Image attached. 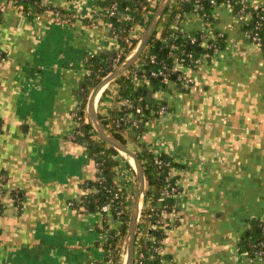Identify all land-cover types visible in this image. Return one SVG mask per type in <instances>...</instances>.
<instances>
[{"label": "crops", "instance_id": "obj_1", "mask_svg": "<svg viewBox=\"0 0 264 264\" xmlns=\"http://www.w3.org/2000/svg\"><path fill=\"white\" fill-rule=\"evenodd\" d=\"M101 1L41 0L74 14L70 22H52L54 11L29 18L13 0H0V264L101 262L117 229L108 214L69 205L97 176L86 145L74 138L77 108L90 120L83 104L90 95L78 94L85 62L120 46ZM212 11L211 21L189 12L173 22L186 31H222L226 41L188 71L189 87L151 90L152 101L169 112L147 120L137 142L180 164L173 171L180 218L164 230L163 254L176 264H264L240 247L251 219L264 217V51L244 30L247 16L229 3ZM136 28L139 41L144 27ZM106 88L96 100L103 117L119 103L118 85ZM110 158L120 162L116 185L132 195L136 175L128 159Z\"/></svg>", "mask_w": 264, "mask_h": 264}, {"label": "trees", "instance_id": "obj_2", "mask_svg": "<svg viewBox=\"0 0 264 264\" xmlns=\"http://www.w3.org/2000/svg\"><path fill=\"white\" fill-rule=\"evenodd\" d=\"M15 5L20 7L29 18H35V13H44L46 11H56L62 15L63 18H71L74 19V14H64L60 10H55V8H50L49 6H45L42 4L41 0H13ZM218 4L229 2L233 7V12L236 14L238 8L240 7V3L238 0H217ZM113 2H117L118 9L114 16L108 17L109 21L113 23V25L118 29L119 27H123L128 32L132 27L136 24L144 23L145 26L148 25L155 9L157 6L152 7L148 5V0H102L101 4L103 7V13L106 11ZM142 2L143 4H141ZM147 3V7L143 10L144 5ZM203 10L200 11V14L203 12L206 13L205 20L211 21L213 19L212 10L214 7L210 3V0H202ZM31 7L34 8L32 11ZM193 3H185L183 2L178 9H175L171 14V19L166 23L165 27L161 32V37H157L158 30L156 29L152 38L148 42L146 48L140 55L137 60V63L133 64L128 71H133L134 68L141 64L142 69L148 75V81L141 82V79H136L129 76L130 72L124 73L111 83L117 84L118 89V100L128 99L132 103V108L128 110V114L131 118H135L139 120V127L135 128L133 131L137 133H141L144 129V124L147 120L152 117H158L152 113L153 110L157 109L160 104L156 101H152L151 98L147 96V92L149 90H154L157 87L168 88V84L164 82L162 77H153L150 75V71L159 70L163 65H170L171 62L168 57L169 52V43L172 41L177 43H187L186 37H182L180 34V30L178 27L173 26L172 21L177 20L180 21V18H177V15L182 16L186 13H189L194 8ZM258 8V7H257ZM169 8L165 11L167 13ZM254 7H250L249 10H253ZM254 11V10H253ZM145 12L148 13V18H145ZM123 16H126L123 18ZM261 16V15H260ZM245 31H257L262 40L261 49L264 51V19L259 16L255 18V16L244 25ZM167 37V42H165L162 37ZM123 42L122 39H120ZM138 43V40H133L132 45L125 49V56H123L120 63L126 58V56L133 50V48ZM224 47V42H221V48ZM201 50V52H207L206 49L200 48V46L196 47ZM211 52V51H209ZM4 56V53H0V57ZM155 55L156 63H153L149 60L147 56ZM115 57L116 50L109 51L100 55L90 54L87 57L85 62V70L86 74L82 85L79 87V95H90L92 90L96 87V85L108 75V70H113L115 67ZM119 63V64H120ZM140 82V83H139ZM178 88L182 89L180 86ZM184 89V88H183ZM107 88L104 90L103 94L106 92ZM146 93V94H145ZM84 108V107H83ZM77 111V118L79 122V127L74 133L75 140L86 145L88 154L94 160L97 165V176L95 179L87 182L85 189L88 190L86 193L85 199H83V205L88 211H100L101 208L106 203L112 204L111 214L114 218V222L117 223V229L110 230L107 241L105 242V252L109 251L113 256L112 264H121L120 263V250L121 247L119 245V238L124 237L129 223V215L130 211L123 212L122 214H118V210L121 204L120 198H116V193L119 191L118 186L114 181V176L119 168L120 162L116 158H110L112 155L120 154L116 148L110 146L104 139L100 137L98 132L95 129V126L91 119L88 122H85V117L83 115V111L81 109ZM124 114H121L119 111H116L113 116L114 118H121ZM155 115V116H154ZM104 124L107 128L125 145H127L128 137L124 134L123 129L129 126V123L121 120V126L117 127L115 123L107 120L101 114H99ZM81 132L82 134H79ZM136 142L139 146L143 147V149L139 152H136L137 156L143 163L145 168V177H146V194L144 200H150L152 203H173L174 198H162L161 189L165 186L166 177L169 176L172 182L178 180V176L171 171V167H179L180 164L176 162L173 158L167 156L163 152L161 154L156 155L154 151L151 149H146L142 143L137 142L135 138L131 137V140ZM158 160H162L163 162H169L168 165H159ZM127 166L133 169L132 165L129 161H127ZM96 191H93L92 188ZM123 195H126L127 192L122 191ZM177 201V200H176ZM104 214H107L104 212ZM152 219H155L152 217ZM149 232L151 235H155L157 239L164 238V229H150ZM119 236V237H118ZM163 241V240H162ZM264 243V221L260 218L251 219L250 227L247 229L245 234L243 235L240 241V247L242 251H247L251 254L253 247L257 245L260 249L264 250V244L261 246V243ZM155 241L149 242L150 244H154ZM259 244V245H258ZM153 252V250H152ZM155 253V252H154ZM153 253V254H154ZM154 258L151 264H161V260L164 259L166 261H170L171 257L168 254H154ZM106 258L107 255H106ZM92 264V263H90ZM93 264H102L100 261H95Z\"/></svg>", "mask_w": 264, "mask_h": 264}, {"label": "built area", "instance_id": "obj_3", "mask_svg": "<svg viewBox=\"0 0 264 264\" xmlns=\"http://www.w3.org/2000/svg\"><path fill=\"white\" fill-rule=\"evenodd\" d=\"M161 0H148V5L155 7L158 6ZM193 3L194 8L191 11L193 14L199 15L202 19L205 20L206 13L203 12V14H200V11L203 10V4L202 0H172L170 3V6L168 7L167 13H165L159 22L157 26V37H161V32L163 28L165 27L166 23L171 19V14L175 9H178L179 6L183 3ZM240 3V7L238 8L236 15L241 16H247L249 19L257 18L258 16L262 19H264V6L254 7L253 10H249V6L244 0H238ZM143 4L142 2H140ZM210 3L213 7L218 6L217 0H210ZM229 3V2H227ZM230 4V3H229ZM147 7V3L144 5L143 10ZM19 8H23V6H20ZM32 11H34V8L31 7ZM118 4L117 2H113L108 8H106V11L103 13L104 20L107 22L109 27L111 28L112 34L118 39L119 41V48L116 50V57H115V67H117L122 60L123 56H125V49L129 48L134 40V31L137 29L136 27H141V25L144 27L143 32L146 28L144 23L136 24L134 27H132L128 32H126V29L123 27H119L116 29V27L113 25L112 22H110L108 17L114 16L117 12ZM190 12V13H191ZM148 13L145 12V18H148ZM187 13V14H190ZM42 13H35V17H39ZM213 14V11H212ZM261 15V16H260ZM185 16V15H184ZM126 16H123L125 18ZM52 22H70L72 21L71 18H63L61 14L54 11L52 13L51 17ZM177 24L178 21L173 20L172 23ZM180 34L182 37H186V41L183 43H177L172 41L169 43V52L168 57L170 59V65H163L159 68V70H153L150 71V75L153 77H162L164 79V82L168 85H175L180 86L181 88H187L193 83V77L188 73L189 70L197 67L201 63L205 62L209 56H212L213 54L218 53L221 51V42L226 41L225 33L222 31H217L212 35H209L205 31H186L183 29H179ZM142 32V34H143ZM247 36L259 47H262L263 43L261 40V37L257 31H246ZM123 42H121V40ZM162 39L167 42V37H162ZM206 49L207 52H199L201 50L197 49L196 47ZM211 51V52H209ZM131 53V52H130ZM129 53V54H130ZM128 54V55H129ZM127 55V56H128ZM126 56V57H127ZM149 60L153 63H156V57L155 55L147 56ZM137 63V61L135 62ZM134 63V64H135ZM130 72L126 71L125 73ZM129 76L141 79L144 81H148V75L146 72L142 69L141 64L137 65L133 71L129 73ZM105 89V88H104ZM104 91V90H103ZM132 103L128 99L119 100L117 111H119L121 114H124L121 118H114L113 115L111 116H104L107 120H110L112 123L114 122L117 127L121 126V120L124 122L129 123V126L125 129H123L124 134L129 139L135 138V140H140V134L133 131L135 128L139 127V120L135 118H131L128 114V110L132 108ZM80 108H77V110ZM169 112V107L166 103L160 104L157 109L153 110L152 113L158 116H163ZM154 115V116H155ZM77 116V111H76ZM85 120V119H84ZM86 122V121H85ZM88 122V121H87ZM79 134H82L79 132ZM156 153V155L161 154L162 151L159 149H153ZM121 153V152H120ZM159 165H169V162H163L162 160H158ZM133 167V170L135 172L134 165L130 163ZM175 167H171V171H174ZM136 183V182H135ZM121 187V186H120ZM119 188V191L115 194L116 198H120L121 204L118 210V214H122L123 212L128 211V199L131 195L126 194L123 195L122 191L123 188ZM134 193L136 190V186H134ZM93 191H96L94 187L92 188ZM88 192V190L85 191V193L82 195V197L79 198L76 202H69V205L72 207H84L83 205V199H85V195ZM180 192V185L177 181L172 182L171 178L169 176L166 177V183L165 186L161 189V196L162 198H174L173 203H152L150 200L143 201L140 208V213L138 217V225H137V234H136V242H135V249H134V258H133V264H151L150 261L153 260L155 257L154 254H163V239H157L155 235H151L149 232L150 229H161L165 230L166 227H170L172 225H175L176 221L179 220L180 215L178 213V206L176 201V196ZM86 209V208H85ZM112 204L106 203L102 206L101 210L102 212H106L110 218L114 221V218L111 214ZM1 210V208H0ZM154 217L155 219H152ZM262 222L264 221V217L260 218ZM119 245L121 247L120 250V263L124 264L123 262V255H124V242L123 244L120 243ZM155 241L154 244H150L149 242ZM263 242L261 243V246H263ZM259 245V244H258ZM153 250V252H152ZM155 252V253H154ZM154 253V254H153ZM106 255L108 258H106L102 262V264H112L113 263V256L111 252L106 251ZM251 257L254 258H264V250L260 249L257 245L253 247V250L251 252ZM93 264V263H92ZM161 264H176L174 261H166L164 259L161 260Z\"/></svg>", "mask_w": 264, "mask_h": 264}, {"label": "water", "instance_id": "obj_4", "mask_svg": "<svg viewBox=\"0 0 264 264\" xmlns=\"http://www.w3.org/2000/svg\"><path fill=\"white\" fill-rule=\"evenodd\" d=\"M172 0H161L158 6L156 7L148 25L146 26L140 40L133 48L131 53L113 70H108V75L104 77L92 90L89 97H84L83 104L87 103L88 113L91 121L93 122L96 131L102 139H104L110 146L116 148L118 151L126 154L129 159H132L134 162V168L136 172V190L134 194V199L132 203V209L129 216L128 229L126 232L124 251H125V263L124 264H133L134 258V249L136 242L137 234V225L138 217L140 213L141 204L144 201L146 194V177H145V168L143 163L128 145H125L121 142L104 124L101 117L99 116L97 110V96L104 90V88L111 83L113 80L124 74L128 69L138 60L144 49L146 48L148 42L152 38L159 22L161 21L165 11L170 6ZM180 18V15H177ZM102 90V91H101ZM146 94V93H145ZM149 98L152 97V91L147 92Z\"/></svg>", "mask_w": 264, "mask_h": 264}, {"label": "rangeland", "instance_id": "obj_5", "mask_svg": "<svg viewBox=\"0 0 264 264\" xmlns=\"http://www.w3.org/2000/svg\"><path fill=\"white\" fill-rule=\"evenodd\" d=\"M99 100H97V102H98ZM97 107H98V104H97ZM88 112V111H87ZM134 140L132 139L131 140V138L130 139H128V141H127V145L129 146V148H131L134 152H139L138 151V149H137V147L135 146V142H133ZM121 154H123V155H125L126 156V158L128 159V161L130 162V159H129V157L126 155V154H124L123 152H121ZM131 163V162H130ZM135 173V175H136V172H134ZM136 177V176H135ZM137 185V180H136V183L134 184V186H136ZM134 192L132 193V195L130 196V198L128 199V211H130L131 212V209H132V203H133V199H134ZM129 212V213H130ZM130 216V215H129ZM125 238H126V234H125V236L124 237H120L119 239H120V243L121 244H123V242H124V244H125ZM123 262L125 263V251H124V255H123Z\"/></svg>", "mask_w": 264, "mask_h": 264}, {"label": "bare ground", "instance_id": "obj_6", "mask_svg": "<svg viewBox=\"0 0 264 264\" xmlns=\"http://www.w3.org/2000/svg\"><path fill=\"white\" fill-rule=\"evenodd\" d=\"M102 91V90H101ZM101 93V92H100ZM100 93L98 94V96L100 95ZM97 96V97H98ZM130 162L134 165V162H133V160L132 159H130Z\"/></svg>", "mask_w": 264, "mask_h": 264}]
</instances>
